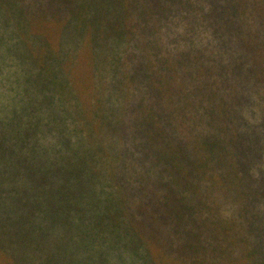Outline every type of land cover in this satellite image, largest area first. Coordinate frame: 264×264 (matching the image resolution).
Returning a JSON list of instances; mask_svg holds the SVG:
<instances>
[{
  "label": "trees",
  "instance_id": "1",
  "mask_svg": "<svg viewBox=\"0 0 264 264\" xmlns=\"http://www.w3.org/2000/svg\"><path fill=\"white\" fill-rule=\"evenodd\" d=\"M135 1L0 0V264H264V0Z\"/></svg>",
  "mask_w": 264,
  "mask_h": 264
},
{
  "label": "rangeland",
  "instance_id": "2",
  "mask_svg": "<svg viewBox=\"0 0 264 264\" xmlns=\"http://www.w3.org/2000/svg\"><path fill=\"white\" fill-rule=\"evenodd\" d=\"M110 1H113V0H110ZM136 1L138 3V7L140 9L145 8V10H147L150 3L153 6V8H155V10H158L160 8L162 9V13H159L158 15L153 14V17H157V18H165V17L169 18L170 17L172 19H178V18H182V17H187L188 19H190L192 16L198 17L197 10L185 11L183 9V7L186 5L199 4L201 6L207 7L211 3L219 4L222 2V0H136ZM136 1H135V3H136ZM154 1L156 2V4H152V2H154ZM147 3L149 4L148 6H147ZM130 15L132 16V13L129 14V16ZM14 63L15 62H12V60L9 57L4 59V62L0 63V100L3 99V97H6L5 100L9 101L10 97H8V96L12 95V93H10L8 90V87H9L8 81H4L2 79V77H3V75L7 74L9 71H12L14 69L18 72L20 67L16 68ZM88 70H89V68H88ZM73 75L82 76L83 79L79 83L83 84L85 82V79L88 80V78H87V67L82 66V65L77 66V69L73 73ZM89 77H90V72H89ZM89 80H90V78H89ZM262 168H264V163L262 164ZM2 180H3L2 184L4 183V185H5L3 187H6V185H8L10 183V180H8L7 178H2ZM29 181L30 180H25L24 185L27 186L29 184ZM226 206L228 207V204ZM227 207H226L225 211L228 213ZM1 226H4V227L10 229V232H13L12 235L15 238L13 240L18 242L19 244H25L26 241L28 240V238H26L25 234L26 233L31 234V227L33 225H1ZM50 226L51 225H38V226H36L42 230V231H39V233L43 232L45 234V237L41 239L43 242H51L52 243V242H55V240H60L59 236L61 234L63 235V233H64V231H62V229L58 228L56 225H52L53 228H51ZM75 232H76L75 234L80 233V231H78V232L75 231ZM43 233H41V234H43ZM98 233H99V231L97 233H91L90 232L89 235H85V234H84V236L80 235L79 238L76 235H74V238H73L74 243L77 242L75 244V246L82 244V243H88L90 246H92V245L95 246L97 243H99V239L97 238V240L94 239L93 241L91 239H92V237L96 238V236H98ZM81 236L85 237V239L80 238ZM33 238L34 237L32 236L29 239H33ZM52 244H50V245H52ZM240 245H242L244 247L248 246V245H246V243L244 241ZM85 248H90V247L85 246ZM104 252L105 253L108 252V254L113 255V256H120L122 258H126L125 260H128L126 264L129 263V258H135V256L133 254L129 253V251H127L128 253L126 251H118L117 252L114 249H112L110 246L104 248ZM80 255H83V253H81ZM244 255L247 257L246 253H244ZM119 264H121V262ZM122 264H124V263L122 262Z\"/></svg>",
  "mask_w": 264,
  "mask_h": 264
}]
</instances>
